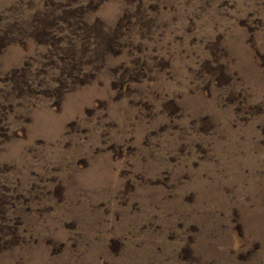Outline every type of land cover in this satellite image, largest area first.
I'll return each mask as SVG.
<instances>
[{
	"label": "rangeland",
	"instance_id": "rangeland-1",
	"mask_svg": "<svg viewBox=\"0 0 264 264\" xmlns=\"http://www.w3.org/2000/svg\"><path fill=\"white\" fill-rule=\"evenodd\" d=\"M0 264H264V0H0Z\"/></svg>",
	"mask_w": 264,
	"mask_h": 264
}]
</instances>
